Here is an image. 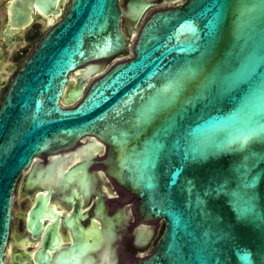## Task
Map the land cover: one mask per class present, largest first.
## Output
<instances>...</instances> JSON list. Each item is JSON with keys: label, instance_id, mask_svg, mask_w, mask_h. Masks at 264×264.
<instances>
[{"label": "water", "instance_id": "water-1", "mask_svg": "<svg viewBox=\"0 0 264 264\" xmlns=\"http://www.w3.org/2000/svg\"><path fill=\"white\" fill-rule=\"evenodd\" d=\"M161 1L180 2L156 8L133 56L74 108L57 103L67 74L124 49L122 15L137 20L152 0H71L13 78L0 105V264L18 174L85 134L107 142L109 174L140 216L165 223L139 264H264V0Z\"/></svg>", "mask_w": 264, "mask_h": 264}, {"label": "flooded vegetation", "instance_id": "flooded-vegetation-1", "mask_svg": "<svg viewBox=\"0 0 264 264\" xmlns=\"http://www.w3.org/2000/svg\"><path fill=\"white\" fill-rule=\"evenodd\" d=\"M152 1L137 20L122 15L124 49L87 59L67 74L57 100L61 108H74L94 82L133 56L139 30L158 3L180 2ZM38 2L0 0V105L71 0L46 15ZM118 2L126 7L127 0ZM108 150L103 138L85 134L62 138L31 157L12 188L4 264H139L154 251L165 223L140 216L137 196L109 174Z\"/></svg>", "mask_w": 264, "mask_h": 264}, {"label": "rangeland", "instance_id": "rangeland-1", "mask_svg": "<svg viewBox=\"0 0 264 264\" xmlns=\"http://www.w3.org/2000/svg\"><path fill=\"white\" fill-rule=\"evenodd\" d=\"M169 5H171V4H169V3H158L156 6H155V8L154 9H156V8H158V7H165V6H169ZM18 66H20V65H18ZM17 66V67H18Z\"/></svg>", "mask_w": 264, "mask_h": 264}]
</instances>
